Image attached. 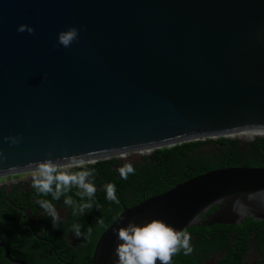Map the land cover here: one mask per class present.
<instances>
[{
    "label": "water",
    "instance_id": "1",
    "mask_svg": "<svg viewBox=\"0 0 264 264\" xmlns=\"http://www.w3.org/2000/svg\"><path fill=\"white\" fill-rule=\"evenodd\" d=\"M73 27L78 39L65 48L58 35ZM256 136L264 0H0V177L48 158L141 159L188 141ZM247 217L264 220V167L210 170L124 206L90 264H115L114 229L130 221L183 231Z\"/></svg>",
    "mask_w": 264,
    "mask_h": 264
},
{
    "label": "trees",
    "instance_id": "2",
    "mask_svg": "<svg viewBox=\"0 0 264 264\" xmlns=\"http://www.w3.org/2000/svg\"><path fill=\"white\" fill-rule=\"evenodd\" d=\"M131 163L135 169L127 179H122L118 169ZM93 172L91 182L96 187L94 197H81L73 187L59 200L49 195H40L44 200L63 203L68 210V217L73 223L79 222L84 238L73 248L66 245L64 259L75 264H90L95 245L101 233L113 222L123 210V206H133L149 196H153L174 187L189 178L210 170L226 167H264V136H256L252 140L217 137L179 143L171 147L158 148L140 161L129 162L116 157L86 164ZM72 170H80L71 167ZM113 184L116 189V201L107 199L106 185ZM71 197L74 203H64ZM118 201V202H117ZM83 204H91V208L80 211ZM216 208L213 207L209 213ZM264 222L247 217L243 223ZM233 230H242L233 224H212L210 226L194 225L186 228L191 237L193 251L184 255L183 250L174 255L173 264H201L202 260L226 248L244 254L237 243H231L229 234ZM247 232V231H246ZM194 236V238H193Z\"/></svg>",
    "mask_w": 264,
    "mask_h": 264
},
{
    "label": "flooded vegetation",
    "instance_id": "3",
    "mask_svg": "<svg viewBox=\"0 0 264 264\" xmlns=\"http://www.w3.org/2000/svg\"><path fill=\"white\" fill-rule=\"evenodd\" d=\"M118 159L133 162L142 158ZM31 177L32 172L0 177V264H75L67 262L63 254L66 245L73 248L84 238L82 232L79 238L74 234L73 226L79 222L71 226L63 203L48 200L59 213L60 219L54 224L37 203L44 199L32 187ZM238 226L242 230L229 235L231 243H237L244 254L226 248L201 264H264V222H242Z\"/></svg>",
    "mask_w": 264,
    "mask_h": 264
},
{
    "label": "clouds",
    "instance_id": "4",
    "mask_svg": "<svg viewBox=\"0 0 264 264\" xmlns=\"http://www.w3.org/2000/svg\"><path fill=\"white\" fill-rule=\"evenodd\" d=\"M27 29L32 33L34 29L21 25L18 31ZM79 30L75 27L62 31L58 35V42L63 47H70L78 39ZM11 144L19 143L18 137H6ZM51 153L48 156L51 157ZM2 156V153H0ZM89 158V154H79L65 156L57 159H45L43 161L30 162L27 167L32 169V187L43 195L51 194L52 198L59 200L73 187L79 191L78 196L89 198L94 197L96 187L91 182L90 177L93 172L83 163ZM73 164L80 170H72L69 166ZM122 179H127L129 174H134L135 169L131 163H126L118 169ZM106 187L107 199L116 201V189L113 184ZM118 202V201H117ZM41 207L52 218L53 223L60 219L59 213L54 205L47 200L37 201ZM65 204L72 205L74 201L71 197L64 200ZM91 204H83L80 211L91 208ZM74 234L77 238L81 236L80 226H73ZM117 239L120 241L115 248L117 257L115 264H171L174 255L183 250L184 255H189L193 251L191 247V237L185 231H178L162 221L153 220L144 225H137L129 222L126 226L114 229Z\"/></svg>",
    "mask_w": 264,
    "mask_h": 264
},
{
    "label": "bare ground",
    "instance_id": "5",
    "mask_svg": "<svg viewBox=\"0 0 264 264\" xmlns=\"http://www.w3.org/2000/svg\"><path fill=\"white\" fill-rule=\"evenodd\" d=\"M256 133H260V131H246V132L240 133V135L252 136Z\"/></svg>",
    "mask_w": 264,
    "mask_h": 264
},
{
    "label": "rangeland",
    "instance_id": "6",
    "mask_svg": "<svg viewBox=\"0 0 264 264\" xmlns=\"http://www.w3.org/2000/svg\"><path fill=\"white\" fill-rule=\"evenodd\" d=\"M246 137H250V136H246Z\"/></svg>",
    "mask_w": 264,
    "mask_h": 264
}]
</instances>
